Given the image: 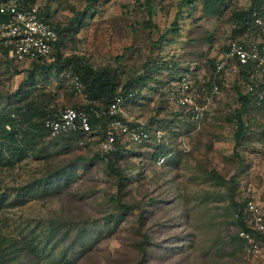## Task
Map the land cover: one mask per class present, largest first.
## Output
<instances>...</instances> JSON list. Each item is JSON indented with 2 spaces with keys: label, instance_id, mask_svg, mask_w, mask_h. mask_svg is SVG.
Returning <instances> with one entry per match:
<instances>
[{
  "label": "rangeland",
  "instance_id": "374dc122",
  "mask_svg": "<svg viewBox=\"0 0 264 264\" xmlns=\"http://www.w3.org/2000/svg\"><path fill=\"white\" fill-rule=\"evenodd\" d=\"M34 2L62 28L63 55L82 54L94 68L114 70L117 89L146 76L142 93L123 109L148 130L149 139L135 144L122 138L123 157L115 162L123 174L122 187L107 166V155L98 151L99 127L83 145L74 140L55 144L44 136L37 141L42 156L27 154L13 166L1 167L0 194L6 201L0 209V264H36L61 254L73 264H137L145 257L140 247L144 234V264H264V253L248 256L240 247L229 216L232 201L249 194L264 212V106L242 113L246 128L235 151V112L240 108L235 83L245 81L235 71L228 73L220 94L196 123L172 97L176 80L153 67L161 62L189 65L203 82L209 60L219 56L229 39L257 37L256 32L237 36L235 29L234 12L248 9L251 0H194L192 5L98 0L90 7L85 0ZM162 33L164 39L153 46ZM9 59L0 50V112L25 108V101L27 108L57 110L85 97L65 71L36 70L31 80L32 64ZM19 91L27 92L25 101ZM41 111L33 119L39 120ZM46 151L58 158L46 159ZM43 177L54 180L48 191L38 183ZM22 191L26 195H18ZM112 196L127 206L120 209ZM56 223L59 229L35 256L29 239L44 242Z\"/></svg>",
  "mask_w": 264,
  "mask_h": 264
},
{
  "label": "trees",
  "instance_id": "16d2710c",
  "mask_svg": "<svg viewBox=\"0 0 264 264\" xmlns=\"http://www.w3.org/2000/svg\"><path fill=\"white\" fill-rule=\"evenodd\" d=\"M86 1V7L92 6L96 1L98 0H85ZM150 1V0H147ZM205 3H208L212 0H204ZM217 2H220L221 0H215ZM194 3V0H181L180 5H192ZM264 0H251V4L248 9H245L244 11H238L234 12V16L236 17V27L237 33H239L237 36H241L244 33H250L255 32V28H251V24L255 20L254 13L257 12L260 16L263 14V5ZM150 13V10H148ZM262 13V14H261ZM40 14L43 17V19L47 22H49L55 30L58 33V39L54 43L52 51L49 53L48 58L44 60H32L29 62V64H32V69L29 71V74L27 76V79H33L34 71L40 70V72H46L47 70L51 68H55L60 71H65L67 74L76 76L79 81L81 82L83 89L82 92L85 95V97L76 104L70 105L72 107L79 108L83 111H85L89 117V122L91 125L92 131L96 127H99L101 129V137H104L105 135V128H106V122L108 120V115L105 114V111L110 104V102L114 99L115 95L121 93L124 96H128L129 93H132L131 96H129L125 103L130 102L137 98L142 92V87L147 83L148 79L146 76H137L133 77L130 80L126 82L122 86V88L117 89L116 84V72L114 70H111L109 67L101 66L98 68H94L87 57H85L82 54H67L63 55L61 53V46H62V40H63V31L62 28H60V25L53 20L49 18L48 12L45 9V7L40 9ZM7 15L0 14V21L3 19H6ZM147 25L150 27H156L155 24H153L150 20H147ZM242 32V33H241ZM165 37V33H162L159 37V39L156 42H153V46L160 43ZM235 37V36H233ZM224 45L222 46L221 50L223 49ZM0 50L2 52L8 55V48L3 47L0 44ZM216 58H211L209 60V66L208 70L210 73L214 69ZM9 61L12 63L19 62L16 61L14 58L9 59ZM154 68L159 69H165L167 71V75L170 76L171 79L177 80L183 75H186L187 73L191 77V79L194 81L195 84L198 85V78L195 75L196 69L194 67H190L189 65L185 67H181L179 63L177 62H161L160 64H153ZM151 70V68H150ZM237 75L241 77V80H244L245 83L241 86L239 83H235L236 91H238L239 100H240V108H238L235 112V118H236V130L234 132V150L236 151L241 143V138L243 137L244 130L246 128V125L244 123V120L242 118V113L246 109L250 108H257L264 106V97H260V92L264 90V78L263 80L256 83V81L251 80V78L248 76V74L245 73L244 70H240ZM212 78L216 83L219 84V86L223 87V76L219 75H211ZM248 84V85H246ZM206 89H209L210 84L205 83L204 84ZM241 87L246 88V91H242ZM20 94L23 95L21 98V101H25V99L28 97L26 91H19ZM253 99L257 101L253 103ZM22 103V102H20ZM25 108L21 105L15 106L13 108V111L10 112L9 110H3L0 112V168L4 166H13L15 162L20 161L24 159L27 154H30L32 156H38L39 154L42 156V150L38 147L37 141L41 139L44 136L50 137L52 141L55 144H61L63 140H74L77 141L79 137L82 136V133H68V134H62L57 136H50L47 129L44 125V120L47 116H55L57 110H53L50 107L45 110L43 109L41 111L40 108H36L35 106L28 105L29 103L25 101ZM65 107V106H64ZM63 108V107H61ZM40 112V119L35 120L33 119L34 116ZM17 115V116H16ZM17 117V118H16ZM119 118L126 119L128 118L127 115L124 116V114H119ZM130 125H137V122L130 121ZM8 126V127H7ZM123 133L119 132L117 134V140L114 150H112L110 153L106 154L107 157L104 159H107V166L111 170V172L117 177L118 180V186H121V181L123 179V174L119 166H115V162L123 157V153L125 150L124 145L122 144V138ZM164 150H160L158 153L159 155H162ZM38 153V154H37ZM47 153V151H46ZM97 158H100L99 155H96ZM49 157L56 159L58 158L55 155L48 154L45 155V158L48 159ZM58 175V174H57ZM48 177V176H47ZM42 182H38L39 185L43 186L46 191L52 187L54 180L48 181V178H41ZM26 191L19 192L18 195H26ZM0 209H2L5 205V197L0 194ZM247 196H244L242 198L236 199L232 201L231 203V211L229 213L230 220L236 225V235L237 239L240 241V247L243 249L245 241L238 235V231L240 229H247L251 230V228H248L246 225V222L244 221V202L245 198ZM111 201L120 209H124L127 204L121 202V200L116 199L114 196H112ZM237 213V216L234 215V213ZM138 220L142 221V212L140 211L138 215ZM58 223L52 224L50 227V234H48V237L45 239L44 242L41 241L40 238L36 239H29L30 242L33 241V246H30V251L35 254V256L39 255L41 252V248H45V244H47V240L52 236L56 229H59ZM252 233L257 236L262 242H264V231H256L251 230ZM42 244V245H39ZM147 244V235H143V239L140 241V247L143 252V257L146 258V251L145 245ZM144 258H140L137 262V264H144ZM36 264H73V260L68 258L66 254H61L58 256V258H49L48 260H44L42 262H37Z\"/></svg>",
  "mask_w": 264,
  "mask_h": 264
},
{
  "label": "built area",
  "instance_id": "2783aa9c",
  "mask_svg": "<svg viewBox=\"0 0 264 264\" xmlns=\"http://www.w3.org/2000/svg\"><path fill=\"white\" fill-rule=\"evenodd\" d=\"M40 9V4L34 0H0V14L7 15L6 19L0 21V44L9 49V57L16 61L30 62L47 59L58 39L57 31L53 25L43 19ZM254 16L255 20L250 29L255 28L257 37L229 39L215 59L213 71L202 77L203 82L199 80V87L194 84L188 73L175 81V86L171 90L172 97L178 106L186 108L191 122H200L205 117L208 105L221 92V87L211 79V75L223 76L225 79L228 73L235 71L237 74L242 69L256 83L263 80L264 19L257 12ZM66 75L71 78L78 90L83 89L76 76L67 73ZM205 83L210 84L209 89H206ZM131 95L132 93L128 96L119 93L108 105L105 111V114L109 116L105 135L98 144L100 155H106L114 150L119 132L123 133L124 140L129 143L140 144L149 139L148 130L144 126L130 125L129 118L118 117L119 114L126 115L123 106L125 100ZM260 97H264V90L260 92ZM44 125L50 136L82 133V136L77 139L80 145H83L87 136L93 132L87 113L72 106L58 109L55 116H47ZM243 210L247 227L251 230L264 231L262 204L254 195L249 194L245 198ZM234 215L237 216V213L235 212ZM251 230L240 229L238 231V235L245 241L243 250L248 256H263V242Z\"/></svg>",
  "mask_w": 264,
  "mask_h": 264
}]
</instances>
